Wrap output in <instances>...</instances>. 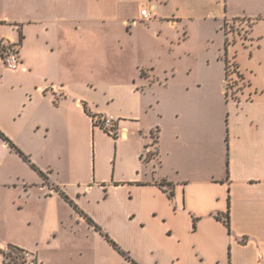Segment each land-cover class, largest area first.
<instances>
[{"label":"crops","instance_id":"1","mask_svg":"<svg viewBox=\"0 0 264 264\" xmlns=\"http://www.w3.org/2000/svg\"><path fill=\"white\" fill-rule=\"evenodd\" d=\"M236 18L251 22L237 56L249 85L227 102L214 51ZM88 25L115 26L109 45ZM194 34L211 46L194 77L135 55L145 37L171 54ZM6 38L20 66L0 59V132L26 159L0 137V248L41 264H264V0H0Z\"/></svg>","mask_w":264,"mask_h":264},{"label":"rangeland","instance_id":"2","mask_svg":"<svg viewBox=\"0 0 264 264\" xmlns=\"http://www.w3.org/2000/svg\"><path fill=\"white\" fill-rule=\"evenodd\" d=\"M9 7V6H8ZM11 7V6H10ZM7 8L8 14L13 16L16 14V11L14 8ZM23 16H25L23 14ZM243 23L242 28H240V34L241 36H237L230 34L227 30H225L226 38L224 41V47L220 50V55L217 54L216 51H214V54L219 57L220 61L222 62V65L224 66V73H223V81H222V91H223V97L224 100L227 102L229 101H238L240 99V93L248 87V79L244 73L241 72L239 68V64L237 61V56L240 54V51L245 49V46L247 43L245 41L248 39V30L250 27L251 22L249 23L248 20L245 18H236L235 21H231L230 24L227 27H233L234 23ZM245 24V25H244ZM237 26V25H236ZM115 30V26L111 25H104L102 27H93V26H87L86 30L89 33L91 30H102V44L103 46L108 43L110 40H112V36L109 34L107 35L105 33L106 30ZM228 32V33H227ZM245 32V33H244ZM228 34V35H227ZM182 42L178 45L174 46V53H168L166 52V48H163L161 46L162 42H158L156 38L154 37H145L144 42H140V47L137 48V52L135 55L139 57V59L142 61V65H147L146 67L150 66L152 63H155L156 69L155 72H152L151 74L153 75L154 73L160 74V76L164 75L165 73L163 72L164 69L167 71V77L171 78L173 75L175 78L178 79H183L185 77H194L196 76L195 73H188V68L187 66H193L195 70H199L198 65L200 64L201 61V54H206V50L211 47L210 45H207L206 42H203L200 37L196 36L195 34L191 37H188L186 39H183L185 36L182 35ZM164 38V37H163ZM90 39L88 37V44H92L90 42ZM114 39V38H113ZM247 42V41H246ZM105 43V44H104ZM162 47V48H161ZM229 47H236L232 49V53L230 54L227 52V49ZM215 49V47H214ZM210 50V49H209ZM136 51V50H135ZM210 53V51H209ZM104 56V55H103ZM102 56V57H103ZM150 57H159L157 58L156 62H150ZM88 63H90V59L88 58ZM175 66L176 70L173 71L171 67ZM166 67V68H164ZM142 68H138L136 70L132 69V67L129 65V68L125 71L123 76L127 78L129 75H132L133 73L136 74L139 73L141 76V70ZM101 74L97 73L98 78L104 79V81H109L111 83H116L117 81L120 82L121 77L117 74H114L110 71L102 70L100 71ZM155 75V74H154ZM153 80V77L151 78ZM164 79V78H163ZM215 103V101H214ZM216 107V103H215ZM155 106L153 107V109ZM155 137V134L153 135ZM155 151H151L149 153V156H147V159L151 158ZM156 154V153H155ZM10 247V245L6 246Z\"/></svg>","mask_w":264,"mask_h":264},{"label":"built area","instance_id":"3","mask_svg":"<svg viewBox=\"0 0 264 264\" xmlns=\"http://www.w3.org/2000/svg\"><path fill=\"white\" fill-rule=\"evenodd\" d=\"M152 17L153 15L151 14L149 8L141 7L139 9V17L137 20L145 22L151 20ZM233 25L235 26L231 28L227 27L228 32L232 34L233 31H235L234 33L240 37V34L242 33V31L240 32V28H242L241 25H243V23L239 24L237 22ZM19 47V41H13L7 38L0 40V59L6 68L16 70L20 66ZM91 122L93 128L102 130L114 139L125 138L127 136L126 130L119 127L118 120L113 116L92 115ZM151 151L152 150H146V152L142 154V159H147V154L151 153ZM0 255L2 257L3 264H41L36 260L32 253L25 250L13 251L9 247H4L0 248Z\"/></svg>","mask_w":264,"mask_h":264},{"label":"trees","instance_id":"4","mask_svg":"<svg viewBox=\"0 0 264 264\" xmlns=\"http://www.w3.org/2000/svg\"><path fill=\"white\" fill-rule=\"evenodd\" d=\"M0 137L14 150V151H16L18 154H20V155H22V157L24 158V159H26V157L19 151V150H17L15 147H14V145L0 132ZM218 219H221L222 221H223V223L225 224V226L227 227V228H229V217H228V212L225 214V216H223V217H220V216H218ZM91 222V221H90ZM92 223V222H91ZM96 228L97 229H99L97 226H96ZM106 238L108 239V241L114 246V248H116L120 253H122V254H124L125 255V253L124 252H122L121 250H120V248L114 243V242H112L107 236H106ZM11 250H13V251H21V249H19V248H16V247H13V246H10L9 247ZM126 258L129 260V258L126 256ZM131 263L132 264H136V263H134L133 261H131Z\"/></svg>","mask_w":264,"mask_h":264}]
</instances>
